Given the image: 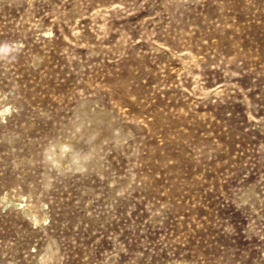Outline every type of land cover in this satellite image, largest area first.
I'll return each mask as SVG.
<instances>
[{
	"label": "rangeland",
	"instance_id": "rangeland-1",
	"mask_svg": "<svg viewBox=\"0 0 264 264\" xmlns=\"http://www.w3.org/2000/svg\"><path fill=\"white\" fill-rule=\"evenodd\" d=\"M0 264H264V0H0Z\"/></svg>",
	"mask_w": 264,
	"mask_h": 264
},
{
	"label": "bare ground",
	"instance_id": "bare-ground-1",
	"mask_svg": "<svg viewBox=\"0 0 264 264\" xmlns=\"http://www.w3.org/2000/svg\"><path fill=\"white\" fill-rule=\"evenodd\" d=\"M24 211H26V209H25ZM27 212H28V211H27Z\"/></svg>",
	"mask_w": 264,
	"mask_h": 264
}]
</instances>
